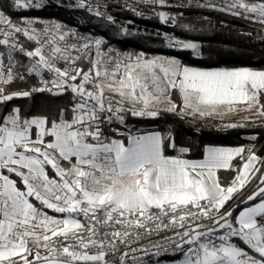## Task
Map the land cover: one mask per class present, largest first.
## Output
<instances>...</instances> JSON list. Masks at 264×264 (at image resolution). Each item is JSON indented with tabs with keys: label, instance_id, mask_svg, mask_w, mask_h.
<instances>
[{
	"label": "snow or ice",
	"instance_id": "1",
	"mask_svg": "<svg viewBox=\"0 0 264 264\" xmlns=\"http://www.w3.org/2000/svg\"><path fill=\"white\" fill-rule=\"evenodd\" d=\"M53 6L136 35L92 0H0V264H264V132L192 158L197 145L178 141L176 126L264 129V68L187 64L180 54L203 59V46L173 34L198 30L176 9H209L264 43V0L126 4L171 26L150 35L172 56L25 14ZM37 94L66 100L52 112L17 103ZM239 113L249 115L224 122ZM167 253L180 258L154 259Z\"/></svg>",
	"mask_w": 264,
	"mask_h": 264
},
{
	"label": "trees",
	"instance_id": "2",
	"mask_svg": "<svg viewBox=\"0 0 264 264\" xmlns=\"http://www.w3.org/2000/svg\"><path fill=\"white\" fill-rule=\"evenodd\" d=\"M50 2V1H49ZM51 3V2H50ZM30 16H39L44 19H54L69 27L76 28L81 34L102 36L109 43L122 51H145L149 56L153 54L177 55L175 49L165 46L163 38L136 34L132 36H118L119 31L115 25L108 23L104 18L95 17L83 9L67 7H46L42 10H29L25 13ZM209 17L203 21L201 17ZM15 18V17H14ZM184 23L196 26L197 31L185 33L183 29L176 28L175 36L182 39H193L202 44L203 59L193 58L190 52L180 54L185 63L200 67H240L249 66L264 68L261 63L264 58V43L239 35L241 32L252 31L253 25L244 21L210 11L191 10L183 16ZM65 98L50 97L47 94H37L31 101H17L25 106H31L33 112L55 111L56 107L65 103ZM172 123L171 117H166ZM164 125L165 121H158ZM150 127L151 125H141ZM179 130L178 141L197 145L193 148V157L199 158L200 149L204 144L214 145H246L250 141L246 138L252 134L264 132V129H229L219 131L215 128L204 127L200 133L193 134L195 126L184 124L176 125ZM191 129V130H189ZM257 148L260 155H264V138L259 139Z\"/></svg>",
	"mask_w": 264,
	"mask_h": 264
},
{
	"label": "built area",
	"instance_id": "3",
	"mask_svg": "<svg viewBox=\"0 0 264 264\" xmlns=\"http://www.w3.org/2000/svg\"><path fill=\"white\" fill-rule=\"evenodd\" d=\"M49 1L51 2V0ZM62 2L64 4L75 3V0H62ZM92 2L94 4L99 3L102 6L106 5L107 7H103L102 10L114 16L117 19L118 24L120 22L126 23L127 21L132 20L134 24L131 25L130 28L133 32H136V34L155 37L154 35H150L151 33L154 32L155 29H160L162 32H167L171 30V26L166 27L164 25H161L159 21L154 16H152V13L147 6H144L142 9L145 12V15L143 17L135 16L131 11L127 10L126 4L128 3L135 4L136 0H92ZM174 2L176 3L185 2L186 3L187 0H174ZM193 2L195 3V0H193ZM200 2H203V0H200ZM217 2H219V0H217ZM191 10L210 11V12H215L218 14L231 17L230 15L219 13V12L209 10V9H196V8L176 9V11H181L184 14L187 11H191ZM212 123H216V122L213 121ZM177 256L179 255L167 253V254H163L161 257H154V259L165 262L167 261L168 258L177 257Z\"/></svg>",
	"mask_w": 264,
	"mask_h": 264
},
{
	"label": "rangeland",
	"instance_id": "4",
	"mask_svg": "<svg viewBox=\"0 0 264 264\" xmlns=\"http://www.w3.org/2000/svg\"><path fill=\"white\" fill-rule=\"evenodd\" d=\"M127 51H130V50H127ZM134 52H135V51H134ZM136 52H137V51H136ZM156 55H160V56H172V54H153V55H151V56H156ZM244 115H249V114H248V113L239 114V115H237V116H235V117H232V118H225L224 121H226V122H229V121H237V120L240 119L241 116H244ZM173 258H180V257H179V256H177V257H171V258H168L167 261H170V260L173 259Z\"/></svg>",
	"mask_w": 264,
	"mask_h": 264
},
{
	"label": "crops",
	"instance_id": "5",
	"mask_svg": "<svg viewBox=\"0 0 264 264\" xmlns=\"http://www.w3.org/2000/svg\"><path fill=\"white\" fill-rule=\"evenodd\" d=\"M193 66H195V65H193ZM239 114H244V113H239ZM239 114H232L231 116H228V117H225V118H232V117H235V116H237ZM219 146H233V145H219ZM235 146H239V145H235Z\"/></svg>",
	"mask_w": 264,
	"mask_h": 264
}]
</instances>
